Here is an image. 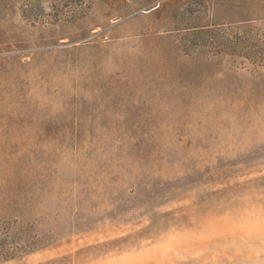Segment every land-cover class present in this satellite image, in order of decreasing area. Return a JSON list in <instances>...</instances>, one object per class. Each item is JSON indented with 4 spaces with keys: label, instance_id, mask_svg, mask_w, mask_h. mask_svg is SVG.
I'll list each match as a JSON object with an SVG mask.
<instances>
[{
    "label": "rangeland",
    "instance_id": "obj_1",
    "mask_svg": "<svg viewBox=\"0 0 264 264\" xmlns=\"http://www.w3.org/2000/svg\"><path fill=\"white\" fill-rule=\"evenodd\" d=\"M0 264H264V0H0Z\"/></svg>",
    "mask_w": 264,
    "mask_h": 264
}]
</instances>
